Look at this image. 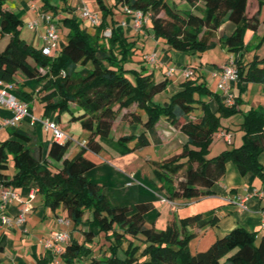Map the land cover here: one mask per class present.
I'll use <instances>...</instances> for the list:
<instances>
[{
	"label": "trees",
	"instance_id": "obj_1",
	"mask_svg": "<svg viewBox=\"0 0 264 264\" xmlns=\"http://www.w3.org/2000/svg\"><path fill=\"white\" fill-rule=\"evenodd\" d=\"M42 1L44 7L59 12L58 4ZM186 1L192 7L189 10L177 8L178 0H117L115 6L147 15L155 35L181 52L205 51L219 27L231 21L234 31L222 35L219 41L235 56L238 82L264 83V57L255 54L250 61L242 57V50L248 47L247 30L257 32L261 24L264 0H258L259 8L251 14L247 12L249 0ZM96 2L101 16L100 23L93 26L94 32L83 27L77 17H62L69 29L67 41L56 55L49 56L21 36L22 19L3 7L0 0V33L10 35L0 50L1 82L18 85V76L35 78L41 84L36 98L43 116L68 110L71 120H79L88 132L85 144L68 157L72 140H52L44 155L40 145H32L29 133L12 126L10 137L0 140V188H38L44 205L56 213L63 211L71 228L82 232L81 240L71 237L63 245L56 255L58 264H264V239L257 243L256 231L237 226L206 249L192 252L189 243L196 233L188 226L197 225L201 214L158 229L146 222V214L154 208L152 201L133 207L115 205L104 186L87 176V171L97 165L95 154L103 150L101 140L110 136L118 117L143 123L148 129L165 118L186 136L180 152L155 163V170L169 183L167 187L162 185L168 198L211 194V188L224 178L228 162L234 163L241 175L251 172L264 184L260 161L264 152V107H252L244 114L240 146L209 157L215 135L223 128L221 118L237 112V98L234 105H229L206 82L191 77L182 81V88L166 102L155 101L157 94L167 90L169 79L157 81L145 60L138 62L139 67L129 64L135 61V41L116 29L112 6L106 0ZM63 10L67 12L69 7ZM108 28L110 35L105 34ZM14 92L30 106L33 95L19 88ZM211 99L216 102V110L210 107ZM132 105L137 109L125 111ZM139 109L146 112L145 121ZM131 138L123 135L119 142L124 144ZM137 139L139 146L149 144L145 132ZM36 264H50V260L45 256Z\"/></svg>",
	"mask_w": 264,
	"mask_h": 264
},
{
	"label": "crops",
	"instance_id": "obj_2",
	"mask_svg": "<svg viewBox=\"0 0 264 264\" xmlns=\"http://www.w3.org/2000/svg\"><path fill=\"white\" fill-rule=\"evenodd\" d=\"M95 1L51 0L52 3L58 4V13L44 7L42 0H3V7L17 13L22 19L23 25L26 24L31 31L28 38H25L21 28V36L29 44L40 49L43 47V35L47 30V23L43 18V14L50 15L59 27L60 51L67 41V33L69 31L63 25L61 18L67 15L77 17L83 27H86L90 32H94V25L82 17L80 6L85 2L101 16V11L94 5ZM106 2L114 10V25L116 29L128 40L136 43L135 61L132 66L139 67L140 64L138 62L145 60V66L149 71L154 72L157 81L164 78H168L170 81L167 90L157 94L154 98L155 101L164 103L172 93L182 88L181 83L186 79L183 70L186 67L194 70L195 75L193 77H198V81L206 82L213 91L217 92L216 86L222 67L227 63L229 57L233 55L219 41L222 35H229L234 31L235 25L231 21L227 20L219 27L215 36L211 39L210 46L205 51L198 53L181 52L171 49L164 43L163 39L155 35L150 19L139 27L136 25L132 14L127 13L124 8L122 10L116 8L115 3L117 0H111V2L106 0ZM175 6L182 10L192 8L186 0H178V4ZM65 7H69V11H64ZM258 8V0H249L248 14L255 12ZM261 9H263V6ZM33 21L37 22L35 28L30 27V23ZM108 32V35H110V28L106 29L105 34ZM255 33L257 35L258 33L259 35L264 33L262 26H259L257 32L247 30L245 34L248 47L242 50V57L247 61L252 60L255 54L260 58L264 57V39L258 48H254L255 45H252V40L256 36ZM9 37V34L0 33V50L5 48ZM217 46H220L222 51H224V57L219 62L217 61L219 58L217 54L211 53L215 49L214 47ZM152 54H155L154 61L148 58ZM17 81V88L33 95L30 107L37 120L32 125L30 117L27 116L15 127L29 133L32 137V145H40L45 155L53 138L51 130L43 123V119L46 117L43 116L42 106L36 98L41 84L35 78L29 79L20 76L17 77ZM211 81L213 85H211ZM1 83L0 80V88L2 86ZM232 88L238 100V104H236L237 112L229 117L221 118L223 126L221 131L230 132L232 141H226L217 133L210 146L209 157L216 156L228 148L240 146L243 142L244 131L241 129V122L244 114L252 107H264V83L239 81ZM209 104L211 109L216 110L217 105L214 100H209ZM73 108L77 109L75 106ZM136 109V105H132L125 111ZM139 110L142 120L145 121L147 119L146 112L142 109ZM12 115L11 109L0 104V128L9 130V136L6 139L10 137L11 126H3L2 122ZM49 117L55 119L65 132L70 133L68 130L70 123L73 122L71 116L65 122H62V112L54 113L53 116ZM143 132L147 135L149 144L139 146L137 138ZM83 133L88 132L83 128ZM70 135L73 137V134L70 133ZM123 135H131L133 138L124 141L123 144L119 142V138ZM86 139L87 137L81 138L80 141L72 139L70 145L75 142L76 145L82 147V142ZM104 140H107L117 149H110L106 143H103ZM101 141L103 150L99 154H95L97 165L87 171V176L92 181L104 186V192L108 194L115 205L133 207L141 202L152 201L154 208L145 216L147 225L150 224L149 226L154 225L158 229H163L169 223H179L180 218L201 214V220L197 225L188 226L189 231L196 233L189 246L195 239L199 238L197 241L198 251L206 249L218 237L237 226L256 231L257 243L264 239V196L259 197L255 194V191H264V184L258 176L251 172L241 175L237 166L232 162L227 163L224 178L211 188V194L198 198H168L167 191L162 185L167 187L169 183L155 170V163L180 152L186 141V136L165 118H161L153 128L148 129L143 123H131L119 117L114 122L110 136L103 138ZM104 150L106 152L110 151L111 155L109 157L106 156V153H103ZM72 153L70 156L74 155ZM66 156H68V151ZM111 161L117 163L119 167ZM260 161L264 165V152L260 155ZM130 164H134V167H129ZM31 189V187L24 186L16 188L15 191L22 199L26 200ZM245 197L247 198V207L242 208L236 201ZM31 204L32 208L26 214L24 227H20L15 222L22 203L17 199H13L7 207L6 211L13 218V222L11 225L0 222V264H36L40 258L45 256L49 258L50 264H54L58 256L48 246L49 235L54 230H69L71 233L73 231L72 237L80 240L83 238L82 235L77 234V231L71 228L68 220H64L65 213L63 211L56 213L44 205L42 196L38 192L31 200ZM212 221L213 223H211Z\"/></svg>",
	"mask_w": 264,
	"mask_h": 264
},
{
	"label": "built area",
	"instance_id": "obj_3",
	"mask_svg": "<svg viewBox=\"0 0 264 264\" xmlns=\"http://www.w3.org/2000/svg\"><path fill=\"white\" fill-rule=\"evenodd\" d=\"M82 10V17L87 19L92 25H98L100 23L99 13L93 11L87 3L83 2L80 6ZM126 12L132 14L134 16L136 25L141 27L149 17L144 15L141 11H132L129 8H125ZM43 18L47 23L46 33L43 35V53L49 56L56 55L59 52V27L53 21L50 15L44 13ZM37 26V22L33 21L30 23L31 28H35ZM107 35L109 34L106 33ZM148 58L150 60H155V54L149 55ZM186 78H191L195 75V72L192 68L186 67L183 70ZM239 80V72L235 62V56L231 55L223 65L222 70L219 74V80L216 86L217 92L222 94L225 101L229 105L235 104V94L233 92V86L238 83ZM0 88V104L12 110L13 115L9 118L4 119L2 122L3 126H16L22 119L29 116L30 123L33 125L37 118L33 115L29 103L21 98L14 92L16 90V84L13 82L1 83ZM44 125L51 130L53 140L66 142L68 140H72V137L68 135L60 126L59 123L51 118L46 117L43 119ZM219 136H222L226 141H232V134L228 131H220L218 132ZM85 144V141L82 142ZM38 188H32L28 193V199H22L18 193L12 187L1 186L0 188V222L11 225L13 222V218L6 211L7 207L11 203L13 199H17L22 203L21 210L15 218V222L20 226L24 227L26 221V214L31 210L32 204L31 200L35 197ZM255 194L259 197L264 196V191H255ZM246 200L247 198H241L236 203L242 207L246 208ZM167 201H169L167 199ZM69 222V221H68ZM50 238L48 240V246L54 251L55 255L59 254L63 245L68 242L72 235L69 230H54L50 233ZM58 259L55 260L54 264H58Z\"/></svg>",
	"mask_w": 264,
	"mask_h": 264
},
{
	"label": "rangeland",
	"instance_id": "obj_4",
	"mask_svg": "<svg viewBox=\"0 0 264 264\" xmlns=\"http://www.w3.org/2000/svg\"><path fill=\"white\" fill-rule=\"evenodd\" d=\"M109 2H111V0H109ZM94 5L99 9V7H98V5H97V2L95 1L94 2ZM90 6H91V4H90ZM263 6V9H261V11H260V18H261V25L260 26H262V29H264V4L262 5ZM100 10V9H99ZM22 34H23V36L25 37V38H28V35L29 34H31V31L27 28V26H26V24H24L23 25V27H22ZM256 34V33H255ZM254 35V34H253ZM251 36H252V32H251ZM263 39H264V33H262V34H260L259 35V33H258V35L256 34V36L254 37V39L252 40V45H255L256 46V44L259 46V45H261L262 44V42H263ZM256 42H258V43H256ZM260 43V44H259ZM0 48H1V46H0ZM215 49L214 50H212L211 51V53H216L217 54V56L219 57L218 59H217V61L219 62V61H222V59H223V57H224V51H222V49H221V47L220 46H217V47H214ZM255 48V47H254ZM129 64H133V63H129ZM213 81V80H212ZM211 81V85H213V82ZM121 115V112H120V114H119V116ZM71 116V113L68 111V110H65V111H63L62 112V122H65V120L68 118V117H70ZM119 118V117H118ZM117 118V119H118ZM116 119V120H117ZM71 125H70V128H69V130H68V132H70L71 134H73V137H72V135H70V133H68V135H70L71 137H72V139L73 140H79L80 141V139L81 138H83V137H87L88 136V133H83L82 134V129H83V126H82V124H81V122L79 121V120H74L73 122H71L70 123ZM9 136V130H7L6 128H0V139H2V140H4V139H6V137H8ZM103 143H106L107 145H108V147L110 148V149H117V148H114L107 140H104L103 141ZM80 145H76L75 144V142L72 144V145H70V147H69V149H68V157H70V155H71V153L72 152H74V153H72V154H75V153H77L78 152V150H80ZM110 152V151H109ZM109 152H106L105 150H104V152L103 153H106L105 155L106 156H108L109 157V155H111ZM107 160H110V159H107ZM114 165H116V166H118V164L117 163H115V162H113V161H111ZM11 164H12V162H11ZM120 164V163H119ZM134 167V164H130L129 165V167ZM119 167V166H118ZM146 168H147V166H146ZM179 180V177H177V181ZM88 214V213H87ZM86 214V215H87ZM150 225V224H149ZM71 234H73V231H72V233ZM77 234H80V235H82V232L81 231H77ZM76 235V234H75ZM199 239V238H198ZM198 239H195L193 242H192V244L190 245L191 247V250H192V252H197L198 251V247H197V241H198ZM98 247V244H96V248ZM197 250V251H196ZM200 250V249H199Z\"/></svg>",
	"mask_w": 264,
	"mask_h": 264
}]
</instances>
